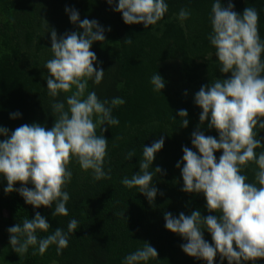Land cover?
Masks as SVG:
<instances>
[{"label":"trees","instance_id":"1","mask_svg":"<svg viewBox=\"0 0 264 264\" xmlns=\"http://www.w3.org/2000/svg\"><path fill=\"white\" fill-rule=\"evenodd\" d=\"M213 2L166 0L165 17L145 29L142 24H125L122 14L113 10L115 5H108L106 0H0V126L7 128L9 134L23 124L52 128L58 118L52 104L71 94L50 96L46 83L49 74L44 68L52 58L51 29H55L58 38L82 31L78 24L70 22L66 7L78 10L81 20L87 17L105 28V41L93 43L90 49L105 74L99 85L88 81L85 95L95 91L101 101L110 102L115 97L125 100L123 105L112 108L119 124L96 129L99 135L101 127L108 128L103 132L109 142L103 166L106 172L110 170V178L94 180L91 170H82L77 160L70 158L67 167L72 171V179L64 189L70 195L66 205L68 216H52L50 208L34 209L17 192L6 194L3 189L7 182L0 180V264H124V257L142 248L145 242L158 252V257L148 264H206L182 251L181 245L186 241L165 228L164 213L178 216L181 212L190 215L200 210L202 217L217 215L207 210L202 194L181 190L183 180L176 167L183 156L182 148L192 147L191 135L200 124L202 110L194 103L195 93L216 79L230 77V73L219 71L215 48L208 39ZM231 2L239 14L246 7L257 10L258 32L264 40V0ZM221 3L226 7L229 0ZM182 8L191 13L184 21L178 19ZM126 38H131L132 43H125ZM156 72L166 82L161 93L154 91L150 83ZM180 109L188 112L187 128H181L177 115ZM16 112L20 117L11 119L10 115ZM201 131L219 138L206 123ZM257 133L264 144V129H257ZM161 136L164 147L156 154L152 168L159 166L162 172L154 176L158 194L154 204H149L138 188H128L121 181L139 173L143 146H150ZM129 151L134 152L131 160L125 159ZM255 151L264 152V147ZM221 154H214L217 160ZM257 170L255 162H249L242 167V174L248 182H255ZM37 211L50 224L49 232L38 233L39 237L57 227L67 232L69 221H78L76 232L69 234L68 246L59 253L56 245H50L43 255H33L31 247L26 254L15 253L10 247L7 229L25 218L33 219ZM203 237L212 243L206 230ZM214 264H220L219 255ZM246 264H264V259Z\"/></svg>","mask_w":264,"mask_h":264},{"label":"clouds","instance_id":"2","mask_svg":"<svg viewBox=\"0 0 264 264\" xmlns=\"http://www.w3.org/2000/svg\"><path fill=\"white\" fill-rule=\"evenodd\" d=\"M106 2L115 5L113 10L122 14L125 24H142L145 29L156 25L168 12L166 0ZM65 12L82 31L58 38L55 29L50 30L52 58L44 64L49 74L47 90L54 98L71 93L64 101L52 104L53 112L58 114L53 127L23 124L9 134L7 128L0 126V137H4L0 140V180L7 182L4 192H17L34 209L50 208L52 216L69 214L66 205L70 195L64 189L72 179V171L67 167L70 158L76 159L82 170H91L94 180L110 178V170L106 172L103 166L109 143L103 132L108 128L101 127L99 135L96 129L105 124L118 125L112 108L125 103L120 97L101 101L95 91L85 95L88 81L99 85L105 74L95 52L90 50L93 43L105 41V28L96 20L87 17L81 20L74 8L66 7ZM190 15V11L182 8L178 19L184 21ZM258 19L254 7H246L239 14L231 0L226 7L221 0H214L208 39L215 48L219 71L230 73V77L216 79L195 93L194 103L202 110L200 124L191 135L192 147L182 148V159L176 164L183 180L181 190L202 194L207 210L217 215L202 217L200 210L190 215L164 213L165 228L186 241L181 245L182 251L206 264H214L217 255L220 264L224 260L227 264H246L264 259V152L255 151L264 147L257 133V129H264V40L258 32ZM124 42L131 44L132 39L126 38ZM150 83L160 93L166 85L157 72ZM109 103L111 107L107 106ZM20 115L12 113L10 118L17 119ZM177 115L181 128H187V110L180 109ZM205 123L209 130H216L218 139L204 135L201 128ZM164 143L161 136L150 146H143L139 173L121 181L128 188H138L149 204H154L158 194L154 176L162 172L159 166L153 169L152 164ZM218 151L222 154L217 160L214 154ZM133 156L134 152L129 151L125 159L131 160ZM249 162L258 167L255 182H248V177L242 174V167ZM18 183L20 187L16 188ZM29 184L32 186L28 187ZM77 228L78 221L71 219L67 232L57 227L47 236L39 237L38 233L49 232L50 224L37 211L33 219L25 218L7 232L15 253L26 254L31 247L33 255L37 252L43 255L50 245H56L58 253L66 248L69 234H74ZM205 230L210 233L212 243L204 239ZM157 257V250L145 242L142 248L124 257V264H148Z\"/></svg>","mask_w":264,"mask_h":264},{"label":"rangeland","instance_id":"3","mask_svg":"<svg viewBox=\"0 0 264 264\" xmlns=\"http://www.w3.org/2000/svg\"><path fill=\"white\" fill-rule=\"evenodd\" d=\"M2 217H4V218H5V215H2ZM0 234H1V227H0Z\"/></svg>","mask_w":264,"mask_h":264}]
</instances>
